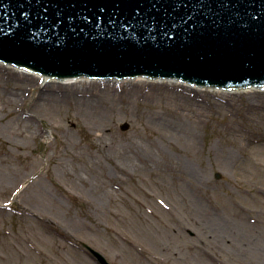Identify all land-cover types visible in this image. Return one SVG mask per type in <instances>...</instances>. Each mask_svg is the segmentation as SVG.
Wrapping results in <instances>:
<instances>
[{
    "label": "rangeland",
    "instance_id": "1",
    "mask_svg": "<svg viewBox=\"0 0 264 264\" xmlns=\"http://www.w3.org/2000/svg\"><path fill=\"white\" fill-rule=\"evenodd\" d=\"M79 86L0 62V264H264V95Z\"/></svg>",
    "mask_w": 264,
    "mask_h": 264
},
{
    "label": "water",
    "instance_id": "2",
    "mask_svg": "<svg viewBox=\"0 0 264 264\" xmlns=\"http://www.w3.org/2000/svg\"><path fill=\"white\" fill-rule=\"evenodd\" d=\"M0 60L42 83L165 77L261 91L264 0H0Z\"/></svg>",
    "mask_w": 264,
    "mask_h": 264
},
{
    "label": "bare ground",
    "instance_id": "3",
    "mask_svg": "<svg viewBox=\"0 0 264 264\" xmlns=\"http://www.w3.org/2000/svg\"><path fill=\"white\" fill-rule=\"evenodd\" d=\"M13 74H14V77H18L23 81H27L28 83H32L33 81V79L31 77L28 78L27 77L28 74L24 72L13 71ZM37 76L40 77L41 82H42L43 77L40 75H37ZM50 79L51 78L47 79L44 82H54L53 79L51 80ZM125 81L127 82L128 84L127 87L129 89L131 90L140 89L139 91H143L142 89L148 86V90L154 87L163 88L166 90H173V91H177L175 89H179L178 92H180L181 94H187L190 89L188 87L191 86V84L190 85L182 84V81L174 79V78H170L169 81H165L163 78H160V80H149L148 77H135L134 80H125ZM60 83L64 84L66 87H72V88L80 87L79 85L85 86V84L89 83L92 89L95 91L94 95L89 97L90 99H85L84 101L82 100L78 102L81 105V107H83L84 110L88 109L90 113H93L96 111L95 107H93L92 105L94 102H97L100 99H102V96H101L102 91L97 92L98 82L92 81L91 79L75 78V81H60ZM191 89L197 93L198 92L203 93L202 95L209 94L210 96H213L214 94H219V92H225L221 90L220 87L218 88V90H215L214 87H208V88L202 89L201 87L191 86ZM229 92H243L248 98H256V97H261L264 95V86L262 87L261 91H258L257 88H241L240 91L229 90ZM40 100L43 101L44 103H47L44 100V98ZM150 112L154 114L158 113L157 110H154V109H151ZM180 116H181V112L178 110H175L174 112H169L167 118H165L167 127L170 128V130L176 132V134H178L180 138L187 140L188 144H192L196 138V134L194 132H191L187 128L188 127L187 124L185 123L183 124L180 122L179 120ZM149 149H150L149 146L143 148L144 156H141V159L143 160L145 164L149 163L152 159L149 154L150 153ZM221 159L223 161L222 163L228 165L233 162V160L235 159V156L233 152L229 150L228 151L225 150L223 158ZM125 161L130 165H134L131 158H126ZM183 168L186 169V172H188V174H192L193 170L189 163H185ZM216 229L219 232H227L229 230L227 226H219V227H216Z\"/></svg>",
    "mask_w": 264,
    "mask_h": 264
}]
</instances>
